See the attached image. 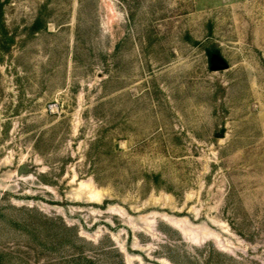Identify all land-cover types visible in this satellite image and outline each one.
I'll return each instance as SVG.
<instances>
[{
	"label": "rangeland",
	"instance_id": "rangeland-1",
	"mask_svg": "<svg viewBox=\"0 0 264 264\" xmlns=\"http://www.w3.org/2000/svg\"><path fill=\"white\" fill-rule=\"evenodd\" d=\"M0 3V264H264V0Z\"/></svg>",
	"mask_w": 264,
	"mask_h": 264
},
{
	"label": "bare ground",
	"instance_id": "bare-ground-1",
	"mask_svg": "<svg viewBox=\"0 0 264 264\" xmlns=\"http://www.w3.org/2000/svg\"><path fill=\"white\" fill-rule=\"evenodd\" d=\"M79 188H84L88 191L90 189V185L83 182V181H80L79 182ZM94 192H95L94 195H86V198L90 202L99 203L102 199V193L100 190H96V189L94 190ZM77 199H80V198L77 197ZM113 209L114 208L112 206H110L108 209V212L114 213L117 215L120 214L118 212H114ZM120 216H123V215H120ZM159 218L162 221H164L165 223H167L170 227L177 230L186 239L189 238L191 241H195L194 239H197L193 236V233L195 232V230L197 231V229H199V228L197 227V225H196V227H193L192 225L187 226L185 224L187 222L185 218H183V217H176L175 218V217H170V216L165 215V214H162V215L160 214ZM219 225L222 228V233L229 234L228 228L225 224H219ZM196 235H197V233H196ZM221 236L217 232H214V231H212L206 227L202 228V230L200 232V238L201 239H203L205 241H212L218 250L227 251L228 248L226 249V247L228 246V244L230 242H228L226 240H225L226 242H224L222 240ZM120 251L124 254L126 264H133L134 262H139V264H143L142 258L139 255H131L123 247H121ZM228 251H229V249H228ZM149 264H151V263H149ZM160 264H172V263H170L168 260L162 258V259H160Z\"/></svg>",
	"mask_w": 264,
	"mask_h": 264
},
{
	"label": "water",
	"instance_id": "water-1",
	"mask_svg": "<svg viewBox=\"0 0 264 264\" xmlns=\"http://www.w3.org/2000/svg\"><path fill=\"white\" fill-rule=\"evenodd\" d=\"M225 68H227V63L221 57L214 56L211 59V62H210V69L211 70H222ZM19 170H18V172H19Z\"/></svg>",
	"mask_w": 264,
	"mask_h": 264
},
{
	"label": "trees",
	"instance_id": "trees-1",
	"mask_svg": "<svg viewBox=\"0 0 264 264\" xmlns=\"http://www.w3.org/2000/svg\"><path fill=\"white\" fill-rule=\"evenodd\" d=\"M2 5H1V3H0V17H1V14H2Z\"/></svg>",
	"mask_w": 264,
	"mask_h": 264
}]
</instances>
